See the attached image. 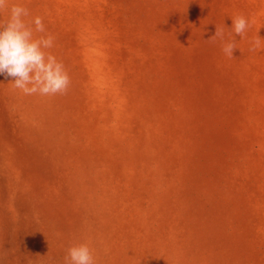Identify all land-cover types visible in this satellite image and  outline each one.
I'll use <instances>...</instances> for the list:
<instances>
[{
  "label": "rangeland",
  "instance_id": "obj_1",
  "mask_svg": "<svg viewBox=\"0 0 264 264\" xmlns=\"http://www.w3.org/2000/svg\"><path fill=\"white\" fill-rule=\"evenodd\" d=\"M9 3L71 83L0 75V264H264V0Z\"/></svg>",
  "mask_w": 264,
  "mask_h": 264
},
{
  "label": "clouds",
  "instance_id": "obj_2",
  "mask_svg": "<svg viewBox=\"0 0 264 264\" xmlns=\"http://www.w3.org/2000/svg\"><path fill=\"white\" fill-rule=\"evenodd\" d=\"M5 10L8 19L0 21V75L13 78L12 86L25 95L66 94L71 81L63 63L44 51L53 47L54 37H33V28L24 20L29 15L25 7L0 0V13ZM31 24H34L35 32L45 33L41 17H35ZM249 27L250 23L243 15L232 18L230 29L236 36H242ZM224 35V27L216 26L215 34L207 41L223 40ZM262 40L257 34L250 42L249 51H256ZM235 49V40L222 46L223 53L229 58H233ZM64 264H94V258L86 244L74 245L67 249Z\"/></svg>",
  "mask_w": 264,
  "mask_h": 264
}]
</instances>
